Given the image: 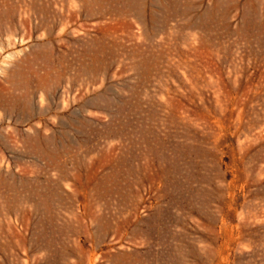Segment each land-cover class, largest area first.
Returning <instances> with one entry per match:
<instances>
[{"label": "rangeland", "instance_id": "374dc122", "mask_svg": "<svg viewBox=\"0 0 264 264\" xmlns=\"http://www.w3.org/2000/svg\"><path fill=\"white\" fill-rule=\"evenodd\" d=\"M0 264H264V0H0Z\"/></svg>", "mask_w": 264, "mask_h": 264}]
</instances>
